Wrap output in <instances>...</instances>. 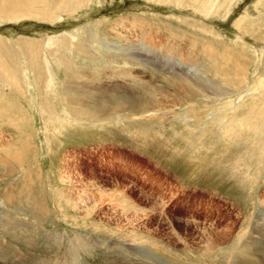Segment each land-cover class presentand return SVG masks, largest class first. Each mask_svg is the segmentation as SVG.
I'll return each mask as SVG.
<instances>
[{
	"label": "rangeland",
	"instance_id": "1",
	"mask_svg": "<svg viewBox=\"0 0 264 264\" xmlns=\"http://www.w3.org/2000/svg\"><path fill=\"white\" fill-rule=\"evenodd\" d=\"M80 2L0 0V221L28 223L0 225V264H22L4 243L39 264L264 261V0ZM143 32L223 93L111 49ZM67 84L104 103L76 112Z\"/></svg>",
	"mask_w": 264,
	"mask_h": 264
},
{
	"label": "bare ground",
	"instance_id": "2",
	"mask_svg": "<svg viewBox=\"0 0 264 264\" xmlns=\"http://www.w3.org/2000/svg\"><path fill=\"white\" fill-rule=\"evenodd\" d=\"M5 1V0H4ZM75 0H65V5L63 6V8L66 9V11L68 12H71V9L74 7V6H78L80 2V0H76V2H74ZM84 1V0H83ZM7 1H6V5H7ZM62 4V3H60ZM81 5V4H80ZM11 6V5H10ZM61 8V9H63ZM75 8V7H74ZM15 9V7H14ZM23 11V10H21ZM75 11V10H74ZM23 13V12H22ZM142 41H145L146 43H144L143 45L145 46H140V47H137L136 45H125V46H114L113 48L111 49H115L117 52L119 53H122V54H125V55H129L133 56V60L131 62V64H142V65H149L153 62H158L157 64L160 66V68L162 70H169L168 68H170V71H174V73L176 74V77L181 81L183 82L180 86V91H189V93H195L193 94L194 96H199V89H205L207 87H211L213 88L215 94L217 96H219L220 94L223 93V91L220 89L221 86H219L217 84V82H208L206 84H203L201 82V78L199 77L200 75H203L206 72V70H202L199 67V65L197 63H194L192 61V59H185V54L184 53H180V54H177L175 55V58L171 55V56H166V55H163L161 53H159L158 49H161L163 46L159 47L158 44L156 43V38H155V35L153 32L151 33H146V32H143L142 33ZM148 42V43H147ZM5 43V42H4ZM27 44V43H26ZM128 44V43H127ZM175 44V43H174ZM3 45V44H2ZM28 45V44H27ZM29 46V45H28ZM4 47V46H3ZM80 47V46H79ZM88 48V47H86ZM157 48V49H156ZM110 49V48H109ZM31 50V49H30ZM80 50V49H79ZM87 50V49H86ZM96 50V49H95ZM162 50H165V49H162ZM89 51V49H88ZM87 52V51H86ZM166 52V51H165ZM12 53V52H11ZM96 53V52H95ZM168 53L170 54H173L174 53V48H169L168 49ZM179 53V52H178ZM98 54V53H96ZM180 57V59L182 60L183 63H178L177 61V57ZM33 57V56H32ZM110 57H113V56H110ZM101 58H102V55H101ZM154 58V59H152ZM33 59V58H32ZM2 60H3V56H2ZM0 60L1 62H4ZM5 60V59H4ZM38 60V59H37ZM35 61V60H34ZM33 61V62H34ZM67 61V60H66ZM119 63H124L123 61H125V59L121 58V60H118ZM6 62V60H5ZM31 64L33 65V62L30 61ZM36 62V61H35ZM39 62V61H37ZM70 62V61H69ZM77 63V62H76ZM171 63V64H169ZM5 64V63H4ZM8 64V63H6ZM35 64V63H34ZM40 64H42L40 62ZM65 64V63H64ZM39 65V64H38ZM66 65V64H65ZM64 65V66H65ZM70 65V63H69ZM35 66V65H33ZM40 66V65H39ZM77 66V65H76ZM79 66V65H78ZM187 66V67H186ZM4 67V66H3ZM41 67V66H40ZM67 67V66H66ZM164 67H168V68H164ZM36 68V66H35ZM69 68V67H68ZM187 68V69H186ZM190 68V69H189ZM193 68V70H192ZM10 70V69H9ZM20 70V69H19ZM50 70V69H49ZM191 70V72H190ZM14 71V70H13ZM47 71V70H46ZM137 71V70H136ZM194 71H197L198 73L194 72ZM73 75L76 76V77H79V75H81L80 71L78 69H73ZM133 69H125V70H120L118 73H115L113 71H110V73L108 74L107 78V84L110 83L112 86L113 84L111 83V79H110V76L112 75H116V74H119L122 76V75H127V76H130V77H133ZM71 73V72H70ZM66 74V73H65ZM126 77V76H125ZM236 78V77H235ZM17 79V78H16ZM110 79V80H109ZM125 80V79H124ZM148 82V81H147ZM72 83H75V84H81L80 87H78L76 90L79 94H82V95H87L89 94L90 95V98L93 96V92L95 91L94 89L93 90H86L84 88V83H79V80L77 78L73 79V82ZM115 83V82H114ZM146 83V82H145ZM116 86V85H114ZM126 86L125 84H119V86L117 87H124ZM117 87L114 88L113 91H117V90H121V89H116ZM219 87V88H218ZM72 86L67 84L66 86V92L68 93L69 95V98L70 99V102H71V105H73L72 107L74 108V110L76 112H78V106H83L85 108L89 107V106H93L95 104H98V103H104L102 98L99 97L95 100H92L94 103L92 105H90L87 100L86 97L84 96H78V97H73L71 91H76V90H72ZM227 88V86H226ZM124 89V88H123ZM97 91V90H96ZM97 94V93H95ZM205 94V92H204ZM202 94V96L204 95ZM4 95V94H3ZM94 97V96H93ZM96 97V95H95ZM98 97V96H97ZM75 98V99H73ZM67 99V100H68ZM140 99H142V97H140ZM139 99V102L142 106H139V109H141L143 111V113L146 114V112L151 108V106L153 104H151L149 102V105L148 106V102H142L141 100ZM160 104H158V107H161L163 105V103L161 101H159ZM156 105V104H155ZM154 105V107H155ZM162 111H159L158 109H152L154 111V113L152 114L153 116L157 117L159 120L163 121V116L164 115H168L171 111H163L164 109V106L160 108ZM147 115V114H146ZM148 116V115H147ZM146 116V117H147ZM151 120V118H150ZM16 189V188H15ZM11 198V197H10ZM9 198V199H10ZM12 199V198H11ZM14 203V202H13ZM11 204V203H10ZM18 204V203H17ZM5 205V204H4ZM9 205V204H7ZM17 206V205H16ZM8 207V206H7ZM10 207V205H9ZM14 209V208H13ZM40 215V214H39ZM38 222V221H37ZM36 222V223H37ZM33 224V223H31ZM0 225H5L6 227H8V229L10 230H13V231H16L19 227L21 228V226H28V223L25 222V221H22L19 219L18 216H12L10 219H7V220H3V221H0ZM34 226H37L36 224H33ZM228 227V226H227ZM255 229V228H254ZM264 229V228H263ZM22 232L24 231L25 233V229H21ZM27 231H29V229H27ZM21 232V231H20ZM227 232V231H226ZM224 233V232H223ZM228 234V233H227ZM248 235V234H247ZM223 237L224 235H219V237ZM80 238V237H79ZM78 238V239H79ZM31 239V238H30ZM33 240V239H32ZM2 243V242H1ZM1 243H0V249H1ZM5 244V243H4ZM3 244V245H4ZM2 245V248H3V251H2V254L3 256H7L8 258L10 256H13V257H18L19 260L22 262V264H39V261L36 260L35 257L33 256H29V257H23L20 255V252L19 250L17 249V246H14V245H9V244H6L7 246H3ZM87 245V243H86ZM247 247V246H246ZM243 248V247H242ZM245 248V246H244ZM243 248V250H244ZM248 248H246L247 250ZM18 260V261H19ZM19 261V262H20ZM249 264H264V261L260 260V261H257V260H253V259H250V260H247ZM10 262V261H9ZM9 262H7L8 264H10Z\"/></svg>",
	"mask_w": 264,
	"mask_h": 264
}]
</instances>
